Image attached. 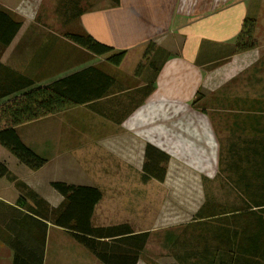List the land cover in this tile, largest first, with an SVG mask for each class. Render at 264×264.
Wrapping results in <instances>:
<instances>
[{
	"label": "crops",
	"instance_id": "1",
	"mask_svg": "<svg viewBox=\"0 0 264 264\" xmlns=\"http://www.w3.org/2000/svg\"><path fill=\"white\" fill-rule=\"evenodd\" d=\"M215 3L216 10H204ZM239 3L0 0V8L21 21L0 51V74L35 81L0 100V132L17 131L23 143L49 158L31 169L0 144V162L8 168L0 178V264H13L15 251L6 240L19 244L21 256H43V264H125V236L97 239L93 246L104 254L102 261L56 225L69 204L51 186L56 180L100 190L93 228L128 224L132 235L150 233L137 264L143 256L203 264L202 256H217L218 263L219 256L264 254V13L247 10L248 4L240 12ZM217 16L213 32L197 26V38L185 35L191 22ZM244 20L255 24V46L237 51ZM2 24L3 31L11 27V21ZM66 34L91 36L126 55L114 66L110 55H93ZM155 53L162 59L158 73ZM89 68L97 70L83 74L74 90L86 103L47 87ZM186 143L193 147L189 157L166 150ZM147 145L169 156L165 180L141 188L140 178L125 189L118 181L132 180L126 156L131 150L144 156ZM144 196L148 211L141 208ZM19 197L45 219L17 210ZM159 200L163 226L144 216L152 219ZM144 263L162 264L155 258Z\"/></svg>",
	"mask_w": 264,
	"mask_h": 264
},
{
	"label": "trees",
	"instance_id": "2",
	"mask_svg": "<svg viewBox=\"0 0 264 264\" xmlns=\"http://www.w3.org/2000/svg\"><path fill=\"white\" fill-rule=\"evenodd\" d=\"M114 2L119 3V0H114ZM8 12L9 11L5 8H0L1 52L9 45L10 41L21 25V21H18L16 17L12 15L10 16V13ZM3 18L5 20H2ZM6 21H11V27L7 29V31H3L1 29L3 27L2 23ZM254 28L255 24L251 20H244L242 33L236 42L237 44L235 49L237 51H244L255 46V41L253 40ZM65 38L93 55H110L107 60L114 66H119L126 55L125 51L114 53V49L97 42L91 36L66 34ZM150 53L151 47L150 49H147L144 59H147ZM153 56L156 59V64L158 66L155 68V71L158 73L161 69L160 67L162 66V59L159 58V55L156 53ZM96 70V68H89L87 70L81 71L80 73L78 72L71 74L55 82L49 83L47 87L53 92L59 93L61 96L73 100L76 103H86V100L79 99L74 95L75 83L79 78L81 79L83 74ZM7 74L8 75L0 74V100L9 95L27 89L35 84V81L30 78L17 75L18 79H14L9 73ZM151 89H153V87ZM143 102L144 98L134 101L132 110L139 107ZM195 105L196 103L194 101L193 106ZM0 144L7 148L23 164L31 169H39L48 161V158L39 155L31 147L23 143L17 131L15 130L0 132ZM144 161L142 182L147 183L151 179H157L158 181L163 182L166 177L167 165L170 161L169 156L158 148L152 145H147L144 152ZM7 173V166L0 162V178L4 177ZM51 186L62 197L69 201L68 207L57 219L56 225L68 230L71 236L78 243L94 250L96 255L102 261L105 260L104 254L97 252L96 248L93 246L99 241L97 239L123 235L125 236V255L122 256L123 261H125V264L138 263L140 254L144 250L149 240V232L132 235L133 231L128 224H123L116 227L93 228L91 225V219L96 205L102 198V193L100 190L95 186H82L62 181H54L51 183ZM16 206L18 207L16 208L17 210L24 209L31 215L45 219L44 216L23 197H19L17 199ZM46 231L47 224H45V237ZM3 240L5 241V239ZM6 241L15 251L13 264H43V256H21L22 254L19 251V244L13 240ZM219 257L220 261L217 263V256H202L204 259L203 264H226V261H228L229 264H264V254L262 256ZM120 258L121 256H119V260ZM185 258L186 256L184 259ZM192 258H197V256H192Z\"/></svg>",
	"mask_w": 264,
	"mask_h": 264
},
{
	"label": "rangeland",
	"instance_id": "3",
	"mask_svg": "<svg viewBox=\"0 0 264 264\" xmlns=\"http://www.w3.org/2000/svg\"><path fill=\"white\" fill-rule=\"evenodd\" d=\"M237 1H241V3H239V4H237V8H239V11L240 12H244L243 10H244V5L246 4V6H247V4H248V7H247V10L249 9V8H251V9H254V11L255 12H259V10L261 9L262 11H263V13H264V0H236V2ZM233 3V2H232ZM232 3H231V5H232ZM216 4V5H215ZM215 4H213V5H210L208 8H204V10H206V11H209L210 10V13L212 12V10H214V8H215V10H216V8H217V3H215ZM216 6V7H215ZM226 7H229V5L228 6H225L224 8H222L221 10H224V9H226ZM217 11H219V10H217ZM226 17V16H225ZM231 17V16H230ZM220 18H219V16H217V18H215V19H213V17H210L209 19L208 18H206V20L204 19V20H201L200 22H199V24L197 25V24H193L192 22H191V24H190V26H189V28L187 29V31L185 32V35H187V38L188 39H194V38H197L198 36V32H197V26L198 27H201V28H204V30L206 31V32H213V29L214 30H216L215 28H213V25L214 24H218V20H219ZM226 20V19H225ZM228 20H230V19H227V22H228ZM212 37V36H211ZM204 44H207V42H204ZM202 48H203V46H202ZM201 48V49H202ZM172 55H173V53H172ZM174 55H176V56H178L179 54L178 53H174ZM209 58H213L214 57V55L213 54H210L209 56H208ZM196 100L197 99H195V103H196ZM129 151V150H128ZM135 152V153H134ZM49 159V158H48ZM126 160L127 161H129L130 163H127L128 164V166H126L128 169V175H130V176H128L129 178H132V180H130V179H125L124 181H118V183H122V184H124V188L125 189H130V188H134V187H136V185L140 182L138 179H140V178H142V175H143V165H144V156H143V154H141V153H136V150H131V153H130V155L129 156H126ZM47 172H49L48 170H46V173ZM62 174H65L64 172H62ZM56 181H62V182H67V183H70V181H67V180H56ZM149 181H151V185H154V184H156L157 182H155V181H153L152 179L151 180H149ZM148 181V182H149ZM141 182H142V180H141ZM140 182V185H141V188H144L145 187V185H146V183H144V182H142L141 183ZM147 182V183H148ZM145 184V185H144ZM144 185V186H143ZM146 188H148V186L146 187ZM161 188H163V185L161 186V185H159L158 184V187H157V189H161ZM147 198L144 196V197H142V199H141V203H142V210H146L147 209V211H148V207L146 206V202H147V200H146ZM144 204V205H143ZM162 206V202L159 200L158 201V203H157V205H156V208H153L154 210H153V213H152V219L150 218L149 219V216L148 215H145L144 214V216H146V220L147 221H151L152 220V222H154V223H156L158 226H163L164 225V217H163V215H164V212H165V208L164 207H161ZM147 207V208H146ZM126 212H128V213H131L132 212V210H130V209H127V211ZM143 213V212H142ZM127 217H129V216H126V218ZM157 218V220H155ZM147 221H144V222H140L141 224H143V223H145V222H147ZM163 257L164 256H143V261L144 262H149L150 261V259L151 258H155V259H157L158 261L160 260V262L162 263V264H164V259H163ZM143 262V264H145Z\"/></svg>",
	"mask_w": 264,
	"mask_h": 264
},
{
	"label": "bare ground",
	"instance_id": "4",
	"mask_svg": "<svg viewBox=\"0 0 264 264\" xmlns=\"http://www.w3.org/2000/svg\"><path fill=\"white\" fill-rule=\"evenodd\" d=\"M165 114V113H164ZM162 115V119L165 117V115ZM159 119V117H158ZM157 117L155 118V121H158ZM157 142V141H155ZM212 147V146H211ZM167 151L171 152V153H175L176 151L180 152V153H183L184 155H186L187 157H189V154L187 152H191L192 153V150H193V147L191 146L190 143H186L185 145H175L173 147H167L166 148ZM191 150V151H190ZM0 251H1V248H0ZM2 258V256H0V259Z\"/></svg>",
	"mask_w": 264,
	"mask_h": 264
}]
</instances>
